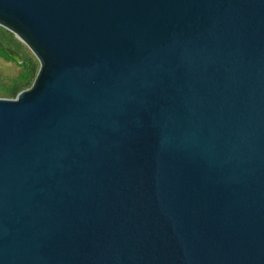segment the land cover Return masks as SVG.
I'll use <instances>...</instances> for the list:
<instances>
[{"label":"water","instance_id":"1","mask_svg":"<svg viewBox=\"0 0 264 264\" xmlns=\"http://www.w3.org/2000/svg\"><path fill=\"white\" fill-rule=\"evenodd\" d=\"M0 25L40 62L0 97V264H264V0H0Z\"/></svg>","mask_w":264,"mask_h":264},{"label":"trees","instance_id":"2","mask_svg":"<svg viewBox=\"0 0 264 264\" xmlns=\"http://www.w3.org/2000/svg\"><path fill=\"white\" fill-rule=\"evenodd\" d=\"M0 37L10 49H13L16 42L21 43L12 31L1 25ZM0 57L18 62L13 56H11L10 52L3 47L0 48ZM22 59L23 61L21 63L18 62V64L22 66L20 72L12 77L9 82L0 84V97L14 98L20 91L29 88L33 84L37 74V62L31 56L22 55Z\"/></svg>","mask_w":264,"mask_h":264},{"label":"rangeland","instance_id":"3","mask_svg":"<svg viewBox=\"0 0 264 264\" xmlns=\"http://www.w3.org/2000/svg\"><path fill=\"white\" fill-rule=\"evenodd\" d=\"M16 38L18 37L16 36ZM13 50L18 52L20 56L22 55L31 56L34 60H36L37 62L36 67L38 72V69L40 67V62L26 43H24L23 41H21V43L16 42L15 46L13 47ZM21 69L22 66H20L18 62L13 60H7L4 57H0V84L9 82L12 77L16 76L20 72Z\"/></svg>","mask_w":264,"mask_h":264},{"label":"flooded vegetation","instance_id":"4","mask_svg":"<svg viewBox=\"0 0 264 264\" xmlns=\"http://www.w3.org/2000/svg\"><path fill=\"white\" fill-rule=\"evenodd\" d=\"M0 48H2V47H0Z\"/></svg>","mask_w":264,"mask_h":264}]
</instances>
